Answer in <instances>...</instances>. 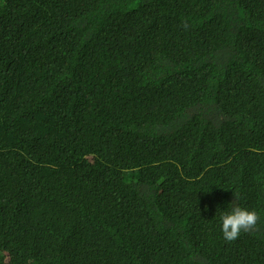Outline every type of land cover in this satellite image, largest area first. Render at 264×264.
<instances>
[{
	"label": "trees",
	"instance_id": "obj_1",
	"mask_svg": "<svg viewBox=\"0 0 264 264\" xmlns=\"http://www.w3.org/2000/svg\"><path fill=\"white\" fill-rule=\"evenodd\" d=\"M237 1L0 0V264H264V10ZM235 197L260 221L227 243Z\"/></svg>",
	"mask_w": 264,
	"mask_h": 264
},
{
	"label": "clouds",
	"instance_id": "obj_2",
	"mask_svg": "<svg viewBox=\"0 0 264 264\" xmlns=\"http://www.w3.org/2000/svg\"><path fill=\"white\" fill-rule=\"evenodd\" d=\"M226 7L235 8V23L238 28L246 23L254 22L264 10L262 0H239L228 4ZM21 142L22 140L17 143H11L19 147ZM238 199V197H235L230 205V211L219 212L222 237L227 243L236 241L241 233L258 231L260 221L258 213L254 210H248L247 208L239 206L235 202Z\"/></svg>",
	"mask_w": 264,
	"mask_h": 264
}]
</instances>
